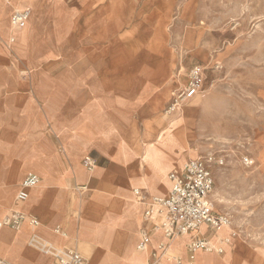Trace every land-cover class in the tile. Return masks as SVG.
Here are the masks:
<instances>
[{
  "label": "crops",
  "instance_id": "0c3cea01",
  "mask_svg": "<svg viewBox=\"0 0 264 264\" xmlns=\"http://www.w3.org/2000/svg\"><path fill=\"white\" fill-rule=\"evenodd\" d=\"M185 3L0 0V220L23 216L0 229V260L55 264V252L75 249L86 264H189L187 243L205 236L210 247L193 264H264V248L232 228L202 226L169 243L154 229L159 217L137 249L144 205L133 191L164 196L170 173L201 157L193 123L181 108L165 112L196 59ZM20 10L29 20L15 30ZM30 174L39 182L19 202Z\"/></svg>",
  "mask_w": 264,
  "mask_h": 264
},
{
  "label": "rangeland",
  "instance_id": "374dc122",
  "mask_svg": "<svg viewBox=\"0 0 264 264\" xmlns=\"http://www.w3.org/2000/svg\"><path fill=\"white\" fill-rule=\"evenodd\" d=\"M179 2L196 58L185 76L193 65L206 68L203 92L181 107L182 117L193 123L200 158L222 161L212 168L213 207L229 215L238 240L264 248V0Z\"/></svg>",
  "mask_w": 264,
  "mask_h": 264
},
{
  "label": "built area",
  "instance_id": "2783aa9c",
  "mask_svg": "<svg viewBox=\"0 0 264 264\" xmlns=\"http://www.w3.org/2000/svg\"><path fill=\"white\" fill-rule=\"evenodd\" d=\"M29 20V10L15 11L10 19V24L15 30L23 29ZM11 42L13 39L10 40ZM206 68L202 65H193L187 74V83L171 96V101L165 112L171 114L178 111L183 104L191 101L203 92L206 78ZM243 164L251 165L248 158L243 159ZM87 168L93 166V161L84 159ZM222 161L212 155L206 158H198L187 161L181 171L170 173L169 180L171 187L164 196H151L134 190L135 197L144 205L142 215V228L137 244L139 251H144L149 243V232L147 224L155 217L160 218L158 225L154 229L163 232L167 242L172 243L181 236L205 227L211 234L217 232L230 224V217L226 213L215 211L211 193L214 186L213 167L221 166ZM39 182L35 175H28L21 182L16 195V200L25 202L29 198L30 190ZM23 221L22 214L12 212L0 220V229L9 227L16 229ZM31 224H36L35 218L29 219ZM209 241L205 236H194L187 243L189 264H193L194 252L197 250H208ZM167 243H160L158 250L160 255L166 254ZM55 264H86L84 258L75 250L67 249L54 253ZM180 264V262H177ZM0 264H8L0 260Z\"/></svg>",
  "mask_w": 264,
  "mask_h": 264
},
{
  "label": "bare ground",
  "instance_id": "6f19581e",
  "mask_svg": "<svg viewBox=\"0 0 264 264\" xmlns=\"http://www.w3.org/2000/svg\"><path fill=\"white\" fill-rule=\"evenodd\" d=\"M188 81V80H187ZM212 204H213V202H212ZM228 226V225H227ZM226 227V226H225ZM228 241V240H227Z\"/></svg>",
  "mask_w": 264,
  "mask_h": 264
}]
</instances>
